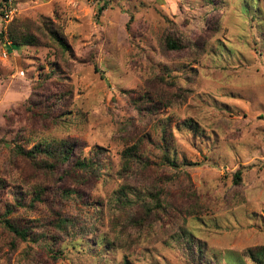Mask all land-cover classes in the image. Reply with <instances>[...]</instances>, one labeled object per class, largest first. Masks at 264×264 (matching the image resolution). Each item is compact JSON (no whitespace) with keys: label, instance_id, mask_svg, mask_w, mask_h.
<instances>
[{"label":"rangeland","instance_id":"374dc122","mask_svg":"<svg viewBox=\"0 0 264 264\" xmlns=\"http://www.w3.org/2000/svg\"><path fill=\"white\" fill-rule=\"evenodd\" d=\"M100 4L0 0V33L20 20L13 30H31L38 44L9 54L0 37V214L13 205L9 218L32 229L21 241L0 224V264H254L243 250L264 245V0H109L99 14ZM44 25L70 49L52 46ZM169 33L186 47L166 49ZM141 96L162 104L148 112ZM59 140L75 142L80 157L102 153L100 177L80 194L62 197L58 188L74 181L12 151ZM132 145L165 163L145 175L183 189L196 213L177 204L150 228L113 207ZM174 159L178 167L166 164ZM58 214L61 228L51 223Z\"/></svg>","mask_w":264,"mask_h":264},{"label":"trees","instance_id":"16d2710c","mask_svg":"<svg viewBox=\"0 0 264 264\" xmlns=\"http://www.w3.org/2000/svg\"><path fill=\"white\" fill-rule=\"evenodd\" d=\"M95 1L98 3L102 2V4L98 6L99 14L109 2V0ZM206 1L212 2L213 0ZM19 21L20 20L12 21L10 26H8L9 30L0 33V37L6 43L5 48L9 54L13 53L14 50H18V48L22 45H38L36 42V36L31 30H27V34L23 35H17V33L13 30V22L18 23ZM4 33H6V38ZM42 33L51 42L52 46L61 49L63 52H66L70 49L66 38L60 30L54 29L49 25H44ZM164 45L166 49L181 50L186 47L187 43H184L178 35L176 36L174 33H169L165 36ZM38 84L40 85L42 82L38 81ZM140 99L146 100L148 102L146 105H142V107L147 108L148 112L157 111L162 104L160 100L151 101L145 96H141ZM182 126L185 127L186 131H189L191 134L196 133L198 130L197 125L190 120L182 122ZM168 128L169 124H167L166 127H163L162 129L164 132V137ZM12 151L15 155L28 159L34 166L41 168L44 171L50 172L52 176L58 175V179L63 180L67 178L74 181L77 185L76 189H70L69 187L58 188L62 197H68L72 193L80 194V187L91 181L93 178L100 177L102 172V153H100V151L94 152L93 156L90 155L87 157H80L77 153L76 143L68 142L67 140L55 141L50 145L37 144L29 150H25L21 145L16 144L12 148ZM152 163L157 164L158 166L165 164L150 160L146 156V153H144V151H142L139 146L132 145L122 151L121 168L117 174L122 178L123 184L120 185L119 189L115 192L114 196L110 200V203L113 201V207L122 208L123 210L127 211L131 216L129 221L133 225L150 228L152 227L153 223L161 221L162 219H166L163 213H166L168 208H172V211L177 212V204H181L188 208L189 210L185 211L188 214L196 213L191 210V207L188 204L187 206L184 204L183 197L185 196V191H183V189L176 190L174 193H172L167 187L155 185L154 178L151 179L149 176L147 177L145 175L146 169H148ZM178 163L179 162L174 159L173 161H168L166 164L169 166L178 167V165L181 164ZM179 177L180 176L178 174L175 176L171 175L165 179L173 181ZM186 177H188V175H186ZM239 178L240 171L235 172V179ZM43 195V188H40L35 192L34 199H31V205H33L35 201H42ZM12 212L13 205H8L0 214V224L9 233L12 239L18 238L21 241H27L29 237H31L30 234L32 233L31 226L28 224V222L31 221H16L12 218H9V215ZM63 219L65 220L66 218H63L58 214L57 216L53 217L51 223L60 225L59 223L61 222V228L62 226L66 225V222H64ZM32 240L37 242L36 239ZM44 250L53 259L56 258L57 254L54 252L53 248L51 249L44 247ZM196 253L199 256L201 255L200 246H198ZM243 254L254 264H264V245L246 248L243 250Z\"/></svg>","mask_w":264,"mask_h":264},{"label":"built area","instance_id":"2783aa9c","mask_svg":"<svg viewBox=\"0 0 264 264\" xmlns=\"http://www.w3.org/2000/svg\"><path fill=\"white\" fill-rule=\"evenodd\" d=\"M12 10L10 9V8H6L5 10H4V12H3V17L5 18V19H8L9 20V18L11 17V15H12ZM12 18V17H11ZM3 55H6V53H3Z\"/></svg>","mask_w":264,"mask_h":264}]
</instances>
